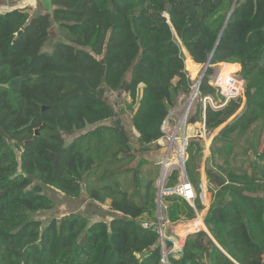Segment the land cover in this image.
Masks as SVG:
<instances>
[{
	"label": "trees",
	"instance_id": "16d2710c",
	"mask_svg": "<svg viewBox=\"0 0 264 264\" xmlns=\"http://www.w3.org/2000/svg\"><path fill=\"white\" fill-rule=\"evenodd\" d=\"M51 4L52 13L34 17L0 13V264H264V0ZM53 29L58 40L43 52ZM182 48L188 69L209 62L189 121L215 135L210 156L198 137L185 148L194 207L175 193L163 202L171 223L205 211V188L211 204L208 232L162 263L159 235L145 227L157 221L159 169L145 158L129 166L135 153L122 124H106L116 112L104 93L125 92L142 150H161L165 120L195 85ZM222 63L240 65L242 95L204 108L206 96L219 99L209 82ZM180 174L172 170L164 189L178 186ZM46 188L114 217L78 210L43 222L35 214L56 207Z\"/></svg>",
	"mask_w": 264,
	"mask_h": 264
},
{
	"label": "rangeland",
	"instance_id": "374dc122",
	"mask_svg": "<svg viewBox=\"0 0 264 264\" xmlns=\"http://www.w3.org/2000/svg\"><path fill=\"white\" fill-rule=\"evenodd\" d=\"M57 35H58L57 29L51 30V38L43 47V52L51 53L53 51L54 45L58 40ZM182 50H183V53L186 59V70L189 73L190 78L195 82V85H196V83L198 82L200 76L202 75L204 71V65H201V66L193 65V66H189V69H188L187 68L188 53L185 48H182ZM237 70L238 68H234V72H236ZM219 72L220 71L218 69H215V73L211 76V78H213ZM130 75L131 73L128 74L127 81H130L131 79ZM193 90H194V87L192 88V92ZM139 95H140V91H139ZM190 96L185 97L183 94H181L179 96V103L177 107L172 109L171 112L169 113L168 117L170 119V123L168 126V130L164 132L165 133L164 138H162L159 141L160 144H162L161 151L157 150L155 147L152 146L150 147L149 152H144L142 150L143 147L139 144L138 135L135 132V130L132 128V124H131V110H129L128 108V106L132 102L131 98L122 90H119V91L106 90L104 93V99L114 108L116 112L115 119L106 122V124L112 125L114 123H121L122 126L125 128L127 135L129 137L130 145L132 146V151L135 153L136 157L129 166L136 167L139 161L145 158L153 162L154 164H156L157 168L159 169V176L156 181V186L158 188L156 201L158 205V210H157L158 214H161V211H162L163 216H165V211L163 209V202H162L163 196L168 195L171 192L170 190H165L164 186L172 170L178 169L181 171L182 169V165H183L182 162L186 160V154L185 153L183 154V150H184L183 147L187 144V142L190 139L198 137V138H201L204 142V145L206 147V156H210V147L212 144L213 136L215 135V132H214L212 135L208 136L203 124L199 122L194 123L193 121H189V113L191 111L193 103L196 101V98H194V100L191 102V105H190V101H189ZM180 124L182 125L180 126ZM173 135H176V143L170 144L169 139H170V136L172 137ZM76 136L77 135L66 136L65 139L67 143H69ZM262 136H263V139H262L263 141L264 132ZM9 143L13 145L12 141H9ZM218 145H220V143H218ZM237 149L238 148H236L234 151H237ZM235 153L236 152H234V156H235ZM252 154L253 153L251 152L250 155L252 156ZM166 157H167V162L165 163ZM231 161H233V159H231ZM242 162H244V158L243 159L239 158L238 163H236V165H238L239 167H242ZM203 163H205L204 160H203ZM246 166L247 164H244L245 168ZM182 178L183 176L181 175L180 181ZM203 181H205L204 175H203ZM45 193L54 200L56 207L53 211L35 214L34 218L42 220L43 222H48L49 220L55 217L60 218L64 214L71 213V212L78 211V210H79V213L87 212L89 215H91L90 217L92 220H98L101 218L111 219L114 217V214H115L114 212H111V211L107 212L108 209L105 206H101L97 204L94 206H91L87 202V200H85L86 199L85 197H83L82 201H68L63 196H61L59 193L51 189L46 188ZM203 197H204L205 205L209 206V204L211 203L210 194L205 192L203 194ZM206 210L207 208L202 213H198L196 219H198V216L203 218V215L206 213ZM196 219L194 221H196ZM170 225H174V228H176L177 233L180 231H183L185 229L184 226H187L186 223L177 224L175 222L171 223V221H170ZM205 231L208 232V229L206 228ZM172 255L174 257L178 256V254H175V253H172Z\"/></svg>",
	"mask_w": 264,
	"mask_h": 264
},
{
	"label": "built area",
	"instance_id": "2783aa9c",
	"mask_svg": "<svg viewBox=\"0 0 264 264\" xmlns=\"http://www.w3.org/2000/svg\"><path fill=\"white\" fill-rule=\"evenodd\" d=\"M209 84L216 89L217 94L219 95V99L214 100L212 96H206L203 99V105H204V108H206V106L209 105L215 110L221 109V108L225 107L229 102L237 100L242 95V92H243V89L245 86V82L237 73H230L226 76H223L221 72H219L213 78L210 77ZM167 119H169V117ZM162 131H163V133L165 132V130H163V128H162ZM172 138L173 139L175 138V140H176V135H173ZM186 145L184 146L183 154L185 153ZM166 162H167V157H166L165 163ZM182 163L184 164L185 161H183ZM182 168H183V165H182ZM180 172H181L180 176L181 175L183 176L182 169ZM182 179H181L180 184L178 186H176L174 189L170 190L171 192L169 194L175 193V194L183 197L185 200H187L190 203V201L188 200V198L186 196V191L188 190L186 188L188 187L189 190L193 193V196H194L193 200L195 199V192H194L192 185L189 183V181L185 180L184 177ZM163 209L165 211V216L162 215V211H161V214H158V212H157L156 223L155 224H145V227L152 228L153 231L159 235V244H160L161 252H162L161 262L162 263H168L169 258L174 257L172 255V253H173L174 249L177 247L174 245L172 248H168V242L172 241V239L167 234V227L170 224V221L166 215L167 207L165 206L164 202H163ZM197 215H198V212H197ZM199 219L202 221V218L200 216H198L197 220H199ZM200 231H202V230H199V229L194 230V232H191L186 237V239L188 237L194 235L195 233L200 232ZM181 251L182 250L180 248L178 255L181 254Z\"/></svg>",
	"mask_w": 264,
	"mask_h": 264
},
{
	"label": "crops",
	"instance_id": "0c3cea01",
	"mask_svg": "<svg viewBox=\"0 0 264 264\" xmlns=\"http://www.w3.org/2000/svg\"><path fill=\"white\" fill-rule=\"evenodd\" d=\"M53 9H54V7L51 4V0H0V13H2V14L8 13V12H11L14 10H26L31 14V17H34L37 15H43V14H48V13L50 14V13H52ZM188 57H190L189 54H188ZM224 64H226V63L216 65L215 69H218L221 72L222 71V65H224ZM198 65L201 66V64H198ZM228 65L229 66H237L238 70L234 73L239 72V70H240L239 64H228ZM205 192L207 193L206 188H205L204 193ZM210 204H209V206H210ZM209 206H206V208L208 209ZM184 223H186V222H184V221L177 222V224H184ZM186 224L188 227L184 226L185 229L183 231L178 232V233H177L176 228H174L175 224L169 226V228L167 229V231H169V232H167V234L172 239L173 246L175 245L177 247V245H178L179 247H181V250L183 248L186 237L191 232H194V230H198V229L202 230V231L206 230V226L203 222V218H202V221L200 219L199 220L196 219V221L193 220V221L188 222ZM174 240H176V241H174ZM175 242H177V244Z\"/></svg>",
	"mask_w": 264,
	"mask_h": 264
},
{
	"label": "bare ground",
	"instance_id": "6f19581e",
	"mask_svg": "<svg viewBox=\"0 0 264 264\" xmlns=\"http://www.w3.org/2000/svg\"><path fill=\"white\" fill-rule=\"evenodd\" d=\"M221 73H222L223 76H226V75H228V74H230V73H234V68H233V66H229L228 64H224V65H222V71H221ZM193 98H194V97H193ZM169 123H170V119H166L165 122H164V124H163V127H162L163 130H165V131L168 130ZM171 123H172V122H171ZM181 125H182V124H180V126H181ZM169 128H170V127H169ZM178 129H179V128H178ZM169 141H170V144H171V143H176L175 138L173 139L172 137H170ZM183 148H184V147H183ZM177 151H178V150H177ZM175 153H176V152H175ZM169 162H170V161H169ZM186 189H188V190L186 191V196H187L188 200L190 201V203H191V204L193 205V207H194V200H193L194 196L192 197L193 193L189 190L188 187H187ZM190 196H191V197H190ZM191 199H192V200H191ZM169 226H171V225H168L167 229L169 228ZM175 241H176V240H175ZM176 244H177V242H176ZM180 248H181V247H179V246L177 245V248L174 249L173 253L178 254Z\"/></svg>",
	"mask_w": 264,
	"mask_h": 264
},
{
	"label": "water",
	"instance_id": "95a60500",
	"mask_svg": "<svg viewBox=\"0 0 264 264\" xmlns=\"http://www.w3.org/2000/svg\"><path fill=\"white\" fill-rule=\"evenodd\" d=\"M234 5H235V3L233 4V6H232V8H231V11L233 10ZM22 33H23V32L20 31V32H19V35H21ZM208 66H209V62L206 63V64L204 65V71H203L202 75L200 76L198 82H197L196 85L194 86V90H193V92H192V94H191V96H190V100H189V101H190V105H191V102L194 100V98H196V96H197L199 85H200V83H201V80H202V78H203V76H204V74H205V71H206V69L208 68ZM193 97H194V98H193ZM190 105H189V107H190ZM188 109H189V108H188ZM187 113H188V111H187ZM156 145L159 146V147H162V144H160V142H158ZM252 158H254V157H252ZM182 172H183V177L185 178V180H188V179H187L186 168H185V163L183 164ZM183 246H184V245H183ZM182 250H183V248H182ZM181 253H182V251H181Z\"/></svg>",
	"mask_w": 264,
	"mask_h": 264
}]
</instances>
